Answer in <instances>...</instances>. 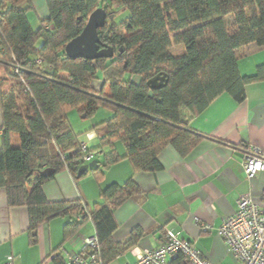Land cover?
<instances>
[{"label":"trees","instance_id":"16d2710c","mask_svg":"<svg viewBox=\"0 0 264 264\" xmlns=\"http://www.w3.org/2000/svg\"><path fill=\"white\" fill-rule=\"evenodd\" d=\"M46 7L47 17L34 29L27 18L30 0H0V188L10 207L27 208L30 239L41 224L67 217L68 240L90 219L98 249L78 254L86 264H110L143 235L135 229L124 242L112 239L114 211L139 195V186L132 179L112 183L90 208L82 199L50 202L43 185L62 170L78 179L85 152L95 158L106 147L103 167L125 158L147 173L162 169L158 156L166 146L187 157L206 138L189 127L193 118L224 93L243 102L246 84L264 81V63L252 75L238 68L241 48L264 47V0H46ZM97 8L108 13L98 30L100 47L112 48L113 55L69 59L65 45ZM121 11L128 15L116 22ZM162 73L166 84L151 89L147 81ZM100 107L111 116L92 127L97 146L83 151L67 114L77 109L88 117ZM118 140L124 156L114 150ZM45 168L54 174L42 176ZM91 170L97 174L99 168ZM53 260L66 264L61 253Z\"/></svg>","mask_w":264,"mask_h":264},{"label":"crops","instance_id":"0c3cea01","mask_svg":"<svg viewBox=\"0 0 264 264\" xmlns=\"http://www.w3.org/2000/svg\"><path fill=\"white\" fill-rule=\"evenodd\" d=\"M30 2L32 9L27 18L32 28L38 29L39 21L48 15L46 0ZM261 63L264 47L251 43L240 49L238 68L242 75L254 74ZM105 87L109 90V84ZM245 90L243 102L237 103L228 94H221L191 120L189 127L206 138L187 157L166 146L158 156L162 169L147 173L134 170L125 158L103 167V155L110 151L106 147L103 154L94 158L99 162L97 174L89 169L74 179L68 170L57 172L43 185L46 199L50 202L82 199L91 208L106 186L122 185L132 179L141 193L125 200L114 211L117 228L112 239L115 243L124 242L135 229L143 235L110 264L135 262L138 251L159 245L165 228L191 241L211 264H238L217 229L224 218L235 213L240 195L249 194L254 203L260 204L264 192V174L247 180L240 163L247 144L264 151V81L250 82ZM67 119L75 133L85 131L84 139H79L86 148L88 144L97 146L95 132L91 131L97 123L95 116L90 124L80 123L71 110ZM1 122L0 106V126ZM12 142L17 144L16 135ZM114 150L124 156L125 144L116 141ZM68 221L67 217H57L41 224L36 237L30 239L27 208L10 207L5 189L0 188V264H4L7 255L13 256V264H55V255L75 252L86 238L95 236L93 222L86 219L64 241V225ZM203 225H209L208 229L203 230Z\"/></svg>","mask_w":264,"mask_h":264},{"label":"built area","instance_id":"2783aa9c","mask_svg":"<svg viewBox=\"0 0 264 264\" xmlns=\"http://www.w3.org/2000/svg\"><path fill=\"white\" fill-rule=\"evenodd\" d=\"M81 149L85 151V143L81 144ZM82 159L88 163L94 160V155L85 152ZM240 163L246 179L252 180L258 173L264 174V151L255 145L247 144ZM208 227L209 225H203L201 228L207 230ZM217 234L238 264H264V192L260 204L254 203L249 194L240 195L235 213L222 220ZM87 247L98 249L95 236L86 238L83 246L75 252L64 251L61 253L62 258L66 264H86L78 252H83ZM13 260L12 255H7L4 264H13ZM124 264L211 263L191 241L180 238L177 232L165 228L157 247L138 251L135 262Z\"/></svg>","mask_w":264,"mask_h":264},{"label":"water","instance_id":"95a60500","mask_svg":"<svg viewBox=\"0 0 264 264\" xmlns=\"http://www.w3.org/2000/svg\"><path fill=\"white\" fill-rule=\"evenodd\" d=\"M107 16L108 13L102 8L95 9L88 16L81 33L65 45L64 51L69 59L74 60L83 58L95 60L98 58H110L113 55L112 48L100 47L98 38V30L104 27ZM166 82V74L162 73L150 78L147 81V85H149L151 89H158L163 87ZM150 118L155 119L153 117ZM98 167L99 164L96 162V160H91L88 163L82 164L78 168L76 176L80 177L88 172L89 169ZM40 174L44 177H48L54 174V169L45 168Z\"/></svg>","mask_w":264,"mask_h":264},{"label":"rangeland","instance_id":"374dc122","mask_svg":"<svg viewBox=\"0 0 264 264\" xmlns=\"http://www.w3.org/2000/svg\"><path fill=\"white\" fill-rule=\"evenodd\" d=\"M128 15V11H121L119 14H117L114 18V20L116 22H120L121 20H123L126 16ZM230 21V19H229ZM231 22V21H230ZM172 52L174 53V55H179L181 53V49L179 47H173L172 48ZM100 75V74H99ZM129 75H126L125 76V79H129ZM134 82H137L138 81V78L137 77H133L132 79ZM101 81L102 79L100 78L97 82V85H100L101 84ZM103 92L106 93V92H109L108 88L107 87H104L103 86ZM77 116V118L79 119L80 123H91V119L95 116V121H97L96 124L100 123V122H103L105 120H107L110 116H111V113L109 111H107L105 108L103 107H100L98 108L91 116H88V117H83V114L77 110V109H74L73 110ZM72 124H75V123H72ZM71 126V125H70ZM78 135V137L83 140L84 139V136H85V131H82L81 133H76ZM79 139V140H80ZM93 145L91 144H88L87 145V148L88 149H91V148H94L92 147Z\"/></svg>","mask_w":264,"mask_h":264}]
</instances>
